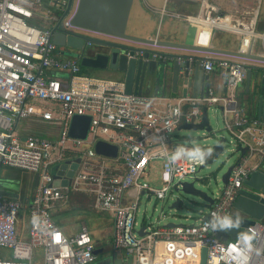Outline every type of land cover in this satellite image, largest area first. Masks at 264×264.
<instances>
[{
  "label": "built area",
  "instance_id": "2783aa9c",
  "mask_svg": "<svg viewBox=\"0 0 264 264\" xmlns=\"http://www.w3.org/2000/svg\"><path fill=\"white\" fill-rule=\"evenodd\" d=\"M77 2L72 0L68 6V0H0V169L19 168L38 175L27 203L0 195V264L93 262L96 246L88 228L81 226L67 235L52 217L57 203L67 199V191L93 196V209L111 216L112 249L131 256L134 264H199L202 248L206 249L205 264H235L234 246L245 247L241 235L226 241L218 235L226 215L237 211L233 202L245 187L243 181L264 162V121L241 106L235 93L246 76V65L224 57L199 59L204 74L218 68L222 79L226 77V94L210 89L173 97L126 93L123 81L83 73L77 56L65 55L63 47L52 41L51 30L58 23L67 33L87 32L71 23ZM186 20L198 24L195 42L199 47L209 45L216 28L240 33V52L248 50L251 38L264 40V33L255 32L253 19L246 23L219 14L206 1L199 14ZM215 105L232 137L229 142L245 148L227 182L188 224L167 226L159 219L138 224L142 193L165 201L173 188L186 177L195 178L206 164L205 146L186 142L176 132L184 124L199 122L204 106ZM75 114L90 116L84 139L68 135ZM25 119L57 125L56 137L30 127L21 130ZM98 140L114 144L116 156L98 154L94 150ZM75 157L80 160L70 182L54 185L52 166ZM252 157L258 162L249 165ZM156 160L160 161V186H153L148 178ZM63 179L67 177L61 175ZM24 218L27 236L22 239ZM247 230L254 232V251L245 252L246 264H264V217ZM7 250L10 255L4 253Z\"/></svg>",
  "mask_w": 264,
  "mask_h": 264
},
{
  "label": "water",
  "instance_id": "95a60500",
  "mask_svg": "<svg viewBox=\"0 0 264 264\" xmlns=\"http://www.w3.org/2000/svg\"><path fill=\"white\" fill-rule=\"evenodd\" d=\"M71 1L68 0V6ZM131 4L132 0H78L71 23L87 31L94 32L98 36L88 33H67L60 29V24L58 23L51 30L52 41L56 45L63 47V49L75 50V56H77L80 66L85 71L119 74L124 82L126 93L144 94L147 89L156 90L159 87L163 88L168 77L171 78L174 85L177 84L178 80L182 79V83L186 86L184 89L185 94L189 87L195 94L203 84L208 85V75L203 73L199 64L201 57L191 55L190 58L192 59L190 61L187 55H180L174 51H165L157 48L201 51L208 49L196 45H183L127 34L126 25ZM139 28L145 30L148 27L142 24ZM101 36H104V38ZM247 56L254 57L252 55ZM179 57L181 61L178 60ZM246 74L247 77L250 75L249 68H247ZM225 79L226 77L223 79L224 82ZM160 96H164V91ZM250 99L256 106V118H264L263 81L257 88L252 89ZM208 111L204 106L199 122L184 124L178 130H205L208 132V136H215L216 131L212 129ZM89 122V115H73L70 119L68 135L72 138H86ZM224 143L225 137L220 136L210 146L213 158H216L222 152ZM244 149V147H238L235 150L240 152L239 156H241ZM94 150L98 154L110 157L116 156L117 153V147L114 144L103 140H98L95 143ZM79 160V157H75L73 160L66 159L62 163L52 166L53 184L67 185ZM211 160L206 163L211 162ZM233 166L234 163L229 165L222 173V184L227 182ZM61 175H65L67 179L60 180ZM196 180H199V178L195 177L191 181L183 180L173 189L182 194H190L202 198L205 207H208L213 202V197H210L206 191L196 188L194 186ZM243 184L245 187L240 189L238 197L233 202V207L239 213L226 215L225 220H228L229 224L225 225L224 223L219 232L218 236L223 241L228 240V236L234 238L238 235L251 234L247 230V226L264 217V196H260L261 193L264 194V169L251 171L248 178L243 181ZM16 185L17 180L15 179H0V187L9 188ZM0 195L16 197V194L7 191L5 188H0ZM168 199L172 200L169 208L178 209L180 207L181 199L178 196L173 199L170 194ZM183 224L172 221L166 223L167 226H180ZM141 231L142 228L139 232ZM99 252L100 249H95L93 253L96 256ZM205 259L206 249L202 248L199 264H205ZM131 260V256H128L127 264H131Z\"/></svg>",
  "mask_w": 264,
  "mask_h": 264
},
{
  "label": "crops",
  "instance_id": "0c3cea01",
  "mask_svg": "<svg viewBox=\"0 0 264 264\" xmlns=\"http://www.w3.org/2000/svg\"><path fill=\"white\" fill-rule=\"evenodd\" d=\"M205 1L216 6L219 14L238 17L246 23L250 19H253L255 21V32L259 34L264 33V0H132L128 16V33L130 35L157 39L159 41L175 42L183 45H196L195 39L198 31V24L186 20V16L199 14L201 12V3ZM142 24L147 25L148 28L141 30L139 26ZM101 37L104 38V36ZM241 41L240 33L216 28L213 29L209 45L204 47L208 50L157 49L174 51L180 55H187L188 60L192 59L190 58L192 55L198 57L210 56L213 58L224 57L243 62L247 68L250 69V75L247 77L246 74L243 81L235 90V93L238 103L244 106L252 116L256 117V106L251 102L250 93L252 89L257 88L262 81L264 84V77H262L264 69V40L260 36L251 38L246 52H240L239 48ZM247 55H252L254 57H249ZM83 73L99 78L122 81L119 74L100 71L88 72L85 70H83ZM220 74V70L216 68L208 74V85L203 84L200 90L195 94H193V91L189 87L186 90V94L199 95L208 92L209 89L215 94H226L228 90L225 88L224 81ZM172 82L171 78L168 77L163 88L159 87L156 90L147 89L144 94L160 97L161 93L164 91L165 97L184 95L186 86L182 83V79L178 80L176 85ZM25 120L26 121H23L21 130L25 127H30V130L37 133H44L53 138L56 137L58 132L57 125L37 120ZM258 120L264 121V118ZM18 130L20 131V122L18 124ZM176 135L179 136L177 132ZM238 153L240 155V152ZM256 162H258L256 157H252L248 160L249 165H253ZM259 169H264V162L259 166ZM5 170L6 171L2 173L3 177H11V179L17 180V185L15 187L0 188H5L7 191L16 194V197L8 198H15L21 203H27L32 197L34 188L37 184L38 175L34 172L19 168L11 170V167H5ZM157 173H159V170H157ZM142 195L149 198L143 193L140 197ZM92 197L91 194L86 192L72 191L71 197H68L69 203L66 200L57 203L52 212L58 215L53 219L67 235H73L81 226H86L88 228L96 249H100V252L95 256L93 262L103 258L100 261L102 264H127L128 256L122 251L113 250L111 247V216L106 212L95 211L92 207ZM89 198H91V201ZM237 213L239 212H234V214ZM144 222L143 219L140 224ZM106 227H108V230H105ZM20 235L22 239L27 236L26 220L20 223ZM97 236L99 240H97ZM228 239H231V237L228 236ZM4 253L10 255L9 250L8 252L4 251ZM131 264H134L132 260Z\"/></svg>",
  "mask_w": 264,
  "mask_h": 264
},
{
  "label": "rangeland",
  "instance_id": "374dc122",
  "mask_svg": "<svg viewBox=\"0 0 264 264\" xmlns=\"http://www.w3.org/2000/svg\"><path fill=\"white\" fill-rule=\"evenodd\" d=\"M75 2L76 0H73V3ZM86 33L98 36L96 33L91 31H87ZM126 33L129 34L128 20L126 25ZM208 110L210 124L212 126V129L216 131L215 136H208V132L205 130L192 129H180L177 131V134L182 137L181 139L186 140V142L194 141L192 142L193 144L205 146V149L207 150V161L210 159L212 160L211 162L206 163L204 167L200 168L196 172L195 177L199 178V180H196L194 182V186L206 191L210 197H214L223 185L221 182L222 173L227 169L229 165L234 163L239 153L235 150L236 148L234 143L229 142L232 137L230 136L228 131L224 129L223 119L221 117L219 107L215 105L210 107ZM220 136L225 137V143L223 144L224 148L216 158H213V153L212 151L209 152V149H211L210 146L214 144ZM82 146L84 147L86 145L83 144ZM159 168L160 161H153L152 168L148 176L150 183L153 186H160L159 173H157V170H159ZM12 169L15 168L11 167V170ZM4 171H6L5 167H1L0 179L11 178L3 177L2 173ZM192 179H194V177H186L185 180L191 181ZM177 196L181 199V205L178 209H174L169 208V205L172 201H170V199L161 201L155 199V197L146 198L145 195H142L139 200L136 216L138 224H140L143 219L147 223L159 219L161 224H166L169 221L188 224L193 220L195 216L199 214L200 211H204L206 208L202 198L190 194H182L179 191L172 189L171 197L175 199ZM105 230H108V227H106ZM96 238L97 240H99L98 236ZM6 252H8V250ZM101 259L103 258L97 259L90 264H102L100 263Z\"/></svg>",
  "mask_w": 264,
  "mask_h": 264
},
{
  "label": "clouds",
  "instance_id": "9594fccd",
  "mask_svg": "<svg viewBox=\"0 0 264 264\" xmlns=\"http://www.w3.org/2000/svg\"><path fill=\"white\" fill-rule=\"evenodd\" d=\"M178 111V110H177ZM211 149H209V152ZM225 225L229 224L228 220L224 221ZM239 239L244 241V248H240L238 246H234L235 255L232 256V260L235 264H246L248 256L245 255V252L252 253L254 251V246L252 240L254 239V232L252 234H243L239 237Z\"/></svg>",
  "mask_w": 264,
  "mask_h": 264
},
{
  "label": "trees",
  "instance_id": "16d2710c",
  "mask_svg": "<svg viewBox=\"0 0 264 264\" xmlns=\"http://www.w3.org/2000/svg\"><path fill=\"white\" fill-rule=\"evenodd\" d=\"M81 71L83 72V68L81 67ZM180 139L182 138V137H180V136H178ZM68 156H70V157H72V156H74V154H72V153H70ZM71 195H72V191H67V199H66V201L69 203V199H68V197H71ZM90 199V201H91V198H89ZM72 208V207H71ZM73 209V208H72ZM57 213H54V212H52V217L53 218H56L57 217ZM55 221V220H54Z\"/></svg>",
  "mask_w": 264,
  "mask_h": 264
},
{
  "label": "flooded vegetation",
  "instance_id": "af4514ba",
  "mask_svg": "<svg viewBox=\"0 0 264 264\" xmlns=\"http://www.w3.org/2000/svg\"><path fill=\"white\" fill-rule=\"evenodd\" d=\"M62 52L65 54V55H71V56H75L76 55V52L75 50H72V49H63Z\"/></svg>",
  "mask_w": 264,
  "mask_h": 264
}]
</instances>
